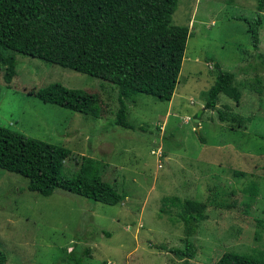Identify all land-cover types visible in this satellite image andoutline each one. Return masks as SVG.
<instances>
[{"label":"rangeland","instance_id":"374dc122","mask_svg":"<svg viewBox=\"0 0 264 264\" xmlns=\"http://www.w3.org/2000/svg\"><path fill=\"white\" fill-rule=\"evenodd\" d=\"M262 1L260 42L253 50L238 18L254 16L257 0H177L171 22L186 25L190 35L172 96L168 102L142 93L123 99L131 129L107 123L118 105L112 84L14 53L11 81L4 83L0 73V125L69 149L62 161L66 176L82 156L93 158L121 200L108 205L59 189L42 196L26 189V178L0 168L5 264L58 263L74 243L90 247L83 264H180L158 245L181 247L177 214L186 199L206 214L192 238L189 264H213L225 251L264 258ZM213 62L237 73L239 97L220 93L210 110L201 107L217 71ZM52 82L96 93L100 116L33 95Z\"/></svg>","mask_w":264,"mask_h":264},{"label":"trees","instance_id":"16d2710c","mask_svg":"<svg viewBox=\"0 0 264 264\" xmlns=\"http://www.w3.org/2000/svg\"><path fill=\"white\" fill-rule=\"evenodd\" d=\"M176 3L177 0H0L1 78L9 83L15 75L16 52L101 79L115 86L117 93L118 105L107 123L131 129L126 98L142 93L168 102L172 96L190 35L186 25L171 22ZM262 7L263 1L257 0L254 16L238 18L246 25L253 50L260 42ZM213 64L217 71L205 92L203 109L215 110L220 93L235 101L239 97L233 86L237 73L222 69L217 62ZM33 95L91 118H98L102 110L96 93L67 88L59 82L38 88ZM217 118L224 120L221 111L217 110ZM69 155L66 147L0 125V168L26 178L27 190L47 196L59 189L108 205L121 200L115 189L100 178L97 162L91 157L82 156L77 169L66 176L62 161ZM177 217L182 225L181 247H158L173 254L180 264H189L195 253L192 238L206 218L204 206L186 199ZM101 233L110 236L109 231L102 229ZM89 250L88 246L81 248L74 243L58 263L52 264H83L84 258L91 256ZM5 263V254L0 250V264ZM213 264H264V258L225 251Z\"/></svg>","mask_w":264,"mask_h":264},{"label":"crops","instance_id":"0c3cea01","mask_svg":"<svg viewBox=\"0 0 264 264\" xmlns=\"http://www.w3.org/2000/svg\"><path fill=\"white\" fill-rule=\"evenodd\" d=\"M166 159V158H165Z\"/></svg>","mask_w":264,"mask_h":264}]
</instances>
